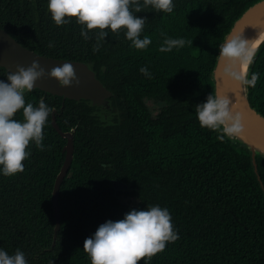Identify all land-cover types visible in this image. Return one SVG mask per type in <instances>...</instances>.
Segmentation results:
<instances>
[{
  "label": "trees",
  "instance_id": "1",
  "mask_svg": "<svg viewBox=\"0 0 264 264\" xmlns=\"http://www.w3.org/2000/svg\"><path fill=\"white\" fill-rule=\"evenodd\" d=\"M260 1L173 0L172 13L149 6L135 13L147 20L141 39L152 43L146 49L134 48L125 29H109L94 53L99 30L85 40L75 19L57 26L49 0H0V27L16 41L41 55L87 64L112 92L105 107L63 102L39 89L25 94L26 104L38 107L43 99L56 110L61 130L73 134L74 154L60 187L54 246L52 192L66 139L52 126V114L43 130L45 150L33 142L22 173L0 171V249L21 250L28 264H91L84 241L100 225L158 205L169 210L179 239L139 264H264V155L236 137L219 139L222 133L201 127L195 113L215 93L220 45ZM166 38L187 43L162 53ZM252 73L259 80L246 86L248 100L264 117V41L248 78ZM8 74L0 67V80ZM15 119L23 120L22 110ZM113 181L128 189L115 190Z\"/></svg>",
  "mask_w": 264,
  "mask_h": 264
},
{
  "label": "clouds",
  "instance_id": "2",
  "mask_svg": "<svg viewBox=\"0 0 264 264\" xmlns=\"http://www.w3.org/2000/svg\"><path fill=\"white\" fill-rule=\"evenodd\" d=\"M149 6L157 12L172 13L174 10L173 0H142V3L141 0H49L48 10L57 26L70 24L75 19L82 26L81 35L85 40L91 38L90 31L99 30L93 46L95 53L108 36L106 30L109 29L115 34L125 29L126 38L134 48L146 49L152 43L148 36L141 39L147 20L138 18L135 13H141ZM186 43L183 38H166L159 51L171 52ZM53 46L49 44V47ZM254 56L253 41L243 36L228 38L219 47L218 57L226 62V77L241 86L254 88L259 80V73H252L248 78ZM140 72L151 77L147 67L140 68ZM45 77L65 87L79 83L71 63L46 71L38 61H33L27 68L18 66L6 80H0V171L5 177L25 170L24 162L31 156L28 149L33 142L39 150H45L43 130L54 108L43 99L38 107L25 101V94L32 92L37 81ZM21 110L23 120L15 119ZM195 113L201 127L222 133L218 137L221 140L225 136H239L243 131V118L234 111L233 102L227 95L213 92L205 103L195 106ZM178 239L169 210L157 205L146 210H132L122 220H109L100 225L94 236L84 241L83 250L91 264H139L141 260L150 261L164 251L168 243ZM0 264H28V261L19 249L13 255L0 249Z\"/></svg>",
  "mask_w": 264,
  "mask_h": 264
},
{
  "label": "water",
  "instance_id": "3",
  "mask_svg": "<svg viewBox=\"0 0 264 264\" xmlns=\"http://www.w3.org/2000/svg\"><path fill=\"white\" fill-rule=\"evenodd\" d=\"M263 25L264 0H261L246 10L236 21L225 40L243 36L246 40L251 41ZM33 61H38L46 71H50L52 67L60 66L63 63H71L76 70V75L79 80L78 84L73 82L71 87H65L60 85L58 81L45 77L37 81L34 89L60 96L63 98V102L66 99L76 101L84 99L98 106L105 107L108 105V99L112 96V92L103 85L96 77L95 72L87 64L80 61L59 59L38 54L24 47L6 30L0 27V67L5 68L9 73H15L18 66L27 68L31 66ZM225 65L226 62L218 57L213 72L215 92L229 96L233 102L234 111L238 112L243 118V131L239 136L235 137L247 144L253 153L259 152L264 155V152H260L256 148V144L264 147V117L251 106L247 96V87L238 85L226 77ZM51 123L61 137L66 139V144L63 147V151L65 152L64 163L55 179L52 192V203L56 219L54 242L52 244L54 246L57 233L60 229L59 192L61 184L69 173L73 160L74 140L72 132L62 131L57 124L55 109L52 113ZM113 186L115 190L128 189V185L121 181H113Z\"/></svg>",
  "mask_w": 264,
  "mask_h": 264
},
{
  "label": "bare ground",
  "instance_id": "4",
  "mask_svg": "<svg viewBox=\"0 0 264 264\" xmlns=\"http://www.w3.org/2000/svg\"><path fill=\"white\" fill-rule=\"evenodd\" d=\"M264 40V25L258 30L256 35L253 37L251 41H253V51L255 53L256 49L260 45V43ZM256 148L260 152H264V147L256 144Z\"/></svg>",
  "mask_w": 264,
  "mask_h": 264
},
{
  "label": "rangeland",
  "instance_id": "5",
  "mask_svg": "<svg viewBox=\"0 0 264 264\" xmlns=\"http://www.w3.org/2000/svg\"><path fill=\"white\" fill-rule=\"evenodd\" d=\"M147 105L149 106V108L151 109L152 113L155 115L159 112V107L157 104L149 101L147 102Z\"/></svg>",
  "mask_w": 264,
  "mask_h": 264
}]
</instances>
